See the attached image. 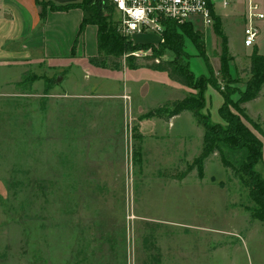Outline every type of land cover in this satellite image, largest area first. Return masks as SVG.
I'll return each instance as SVG.
<instances>
[{
    "label": "rangeland",
    "instance_id": "374dc122",
    "mask_svg": "<svg viewBox=\"0 0 264 264\" xmlns=\"http://www.w3.org/2000/svg\"><path fill=\"white\" fill-rule=\"evenodd\" d=\"M229 1L216 11L226 51L213 26L196 18L192 28L203 34L220 91L235 102L252 49L243 46L242 0ZM129 41L146 49L124 55L120 72L129 71L125 60L147 64L159 44L154 34ZM254 48L264 55V26ZM222 59L226 79L217 75ZM179 62L194 77H209L187 38ZM86 67L73 57L30 66L21 84L15 67L0 74V264H264V223L251 219L246 190L217 155L202 180L196 171L171 179L198 157L203 130L188 112L173 128L151 112L165 118L173 103L197 92L154 84L141 71L95 76ZM212 92L204 94L206 111L221 124L222 98ZM245 109L264 130V90ZM223 152L236 164L235 154ZM255 170L264 180V139Z\"/></svg>",
    "mask_w": 264,
    "mask_h": 264
},
{
    "label": "trees",
    "instance_id": "16d2710c",
    "mask_svg": "<svg viewBox=\"0 0 264 264\" xmlns=\"http://www.w3.org/2000/svg\"><path fill=\"white\" fill-rule=\"evenodd\" d=\"M54 12H65L74 7H80L83 11V20L78 35H82L87 26L97 29V56L86 60L89 67L95 69H108L119 72L121 60L124 55H130L136 51H142L143 46H132L129 38L118 32L116 23H112L114 11L111 6L100 0H81L79 5L59 6L49 5ZM219 18L214 17L213 32L221 40L222 51L227 50V40L220 33ZM187 38L196 49L209 70V77L196 78L188 67L179 62V56L184 49V39ZM203 34L194 32L192 24L177 26L167 22L165 31L157 48L150 47L153 51L152 58H145L147 64L130 63L125 60L129 70L147 69L153 72L164 73L170 82L189 91L197 92L196 96H188L175 102L170 107V112L165 116L158 115L156 110L151 112L153 118L168 121L174 117L188 112L192 115L196 126L203 130L201 150L193 163L186 170L171 178L173 181H183L187 176L196 171L198 179L204 178V165L212 156L217 155L219 164L238 181L246 190L252 207L248 209L253 221L264 223V180L255 170L262 161V140L264 130L258 122H254L246 114L245 106L261 98L264 90V55L252 49L249 56L248 80L244 84V90L239 93L233 102L223 92L215 79L209 61L203 50ZM173 56L172 60H162L163 53ZM74 53L72 50L71 55ZM229 67L226 62H221L218 77L226 79ZM217 92L222 98V104L218 108V116L221 124L212 123L207 113L204 94L207 89ZM226 149L230 154L236 155V164H233L223 152Z\"/></svg>",
    "mask_w": 264,
    "mask_h": 264
},
{
    "label": "crops",
    "instance_id": "0c3cea01",
    "mask_svg": "<svg viewBox=\"0 0 264 264\" xmlns=\"http://www.w3.org/2000/svg\"><path fill=\"white\" fill-rule=\"evenodd\" d=\"M50 4L56 7L79 5L81 0H0V74L3 73L4 69H14L15 67L21 75L22 81L18 83L21 84L26 76L23 73L25 68L37 67L47 62L65 61L71 57L86 64V71L95 76H100L102 72L103 74L106 73L102 69L90 68L87 65V59L97 56V29L94 26H87L83 34L78 35L83 20L82 9L74 7L65 12H54L50 9ZM239 12L240 20L238 21H240L242 27L243 0ZM218 18L220 19V17ZM72 50H74V53L71 55ZM75 70H79L85 77L83 68L78 66V68H74ZM131 71L145 72V76L154 84L165 81L179 87L170 82L164 73L147 69ZM128 72L130 70L116 73H126L127 75ZM105 75L110 74L106 73ZM69 76L71 78V74ZM1 83L3 84V82ZM179 88L185 90L186 93H190L187 89ZM212 94L216 95L217 98L220 97L215 91ZM105 96L122 100L129 98L125 95H111L110 93H105ZM220 104H222L221 101ZM181 115L168 121L157 118L152 120L166 123L170 128H173L174 121ZM150 121H144L141 124Z\"/></svg>",
    "mask_w": 264,
    "mask_h": 264
},
{
    "label": "built area",
    "instance_id": "2783aa9c",
    "mask_svg": "<svg viewBox=\"0 0 264 264\" xmlns=\"http://www.w3.org/2000/svg\"><path fill=\"white\" fill-rule=\"evenodd\" d=\"M111 6L118 32L126 37L154 34L161 40L167 22L177 26L199 19L204 26H213L216 11H226L229 0H100ZM264 23V0H243V46L253 49Z\"/></svg>",
    "mask_w": 264,
    "mask_h": 264
}]
</instances>
